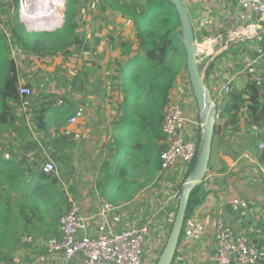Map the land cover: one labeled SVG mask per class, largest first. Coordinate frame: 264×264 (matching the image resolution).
<instances>
[{
  "label": "rangeland",
  "instance_id": "1",
  "mask_svg": "<svg viewBox=\"0 0 264 264\" xmlns=\"http://www.w3.org/2000/svg\"><path fill=\"white\" fill-rule=\"evenodd\" d=\"M9 1L3 0V3ZM30 1L20 0V5L26 3L25 5L28 4L27 7H29ZM81 1L84 26L79 28L72 37L61 36L66 29L65 14L68 8L65 0L63 6L60 7L63 17L62 26L52 32H45L55 33L56 36H44L38 39L42 54L24 49L15 41L10 33L11 20L14 19L11 14L12 9L10 10L8 5L0 7V35L5 41L9 57L16 63L20 79L30 82L27 85L30 86L32 92L30 97L13 102L12 113L15 116V123L13 126L3 129L0 139L3 147L0 149V156L15 157L22 161L24 157H28L33 161L32 163H37L40 166L51 161L56 167L54 174L59 178L57 187L59 197L48 205V210L39 208L38 211L29 213L33 222L29 226L20 213L19 203L26 205L27 212L31 211L33 206H37L36 203L33 201L23 202L20 195L13 192L5 181L0 183V194L11 202L13 208L12 212H6L4 231L8 246L4 249L6 254L4 264L33 262L34 256L45 250L48 240L56 236L59 230L58 220L64 212L74 203H85L90 200L96 202L101 199L97 181L101 179L102 168L112 160L111 122L116 116L117 103L112 98L111 102L106 101L108 96L112 97L115 89L113 82L107 83L105 77L107 73L114 74L119 68L116 62L120 55V44L126 38L128 27L124 22H121L122 16L125 14L109 9L108 0ZM185 1L188 4H194L193 7L197 14L200 11L204 17L202 26L198 28L197 36H205V33L211 34L214 27V22L211 21L212 15L218 16L225 9L224 6L218 5L214 0ZM120 5L131 6L134 9L139 5H145L148 8L152 6L150 0H120ZM225 10L228 11V8L226 7ZM190 12L191 18H195L193 11L190 10ZM19 19L27 31L31 30L28 24L21 19L20 13ZM195 19L197 22L198 18ZM225 27L229 29L231 22H227ZM76 34L81 43L76 41ZM98 39L101 42L99 46L97 45ZM36 42V39L27 41L31 45ZM227 56L226 75H235L238 81H247L255 73L262 78L264 83V35L258 42L237 46ZM91 73L94 77L90 76ZM186 74L187 71L183 70L178 78L177 85L180 86L182 94L186 93ZM79 96L81 99L77 100ZM96 96L99 97V101H96L99 107L108 103L106 109L110 108L109 126L102 123L103 117L102 114H99L97 122L94 121V128L88 127L90 131L86 130L85 136L78 139L76 132L71 131L75 130V127L69 123L67 129L61 132H58L54 126H50L49 135L57 139L62 138L66 142L63 146V160L53 159L52 155L56 150L47 148L43 142V133L39 135L36 130L37 123L32 115L35 108L46 100L53 102L56 108L58 106L66 109L74 105L76 113L80 109L86 110L93 107L94 102L91 104L89 99L94 100ZM76 104H81L83 107H79L76 111ZM182 181L183 178H180L173 185L180 182L178 187L180 189ZM173 185L169 187V190L164 191L162 178L155 177L147 187L126 203L137 200L138 204H141L139 208L134 209V212L137 213H141L144 203L147 206L146 212H154L159 207L157 209L162 210L161 214H165L164 208L169 211L168 200ZM3 202L5 201L3 200ZM175 212L176 209L171 214L172 221ZM139 219H143V217ZM170 225L167 226L169 229ZM26 235L33 239L31 244L25 245L23 241L21 242ZM153 239V237L146 239L143 264H155L161 255L163 248L151 245L150 241ZM182 263L186 264V261H182ZM177 264H181L180 261Z\"/></svg>",
  "mask_w": 264,
  "mask_h": 264
},
{
  "label": "trees",
  "instance_id": "2",
  "mask_svg": "<svg viewBox=\"0 0 264 264\" xmlns=\"http://www.w3.org/2000/svg\"><path fill=\"white\" fill-rule=\"evenodd\" d=\"M66 2L68 8L65 14L66 29L61 36L72 37L79 28L84 26L82 1L66 0ZM108 3L109 9L123 12L125 15L122 18L133 23L137 47V51H135L134 42L123 40L120 44L119 59L116 62L119 68L114 74L108 76L109 82H113L115 91L112 97L108 96L107 99L110 102L112 99L117 102H115L116 116L111 122L112 143H110V150L112 160L102 168L101 179L97 181V189L101 195L99 196L101 200L114 208H118L132 200L135 194L147 187L155 177H161L160 156L164 150V134L162 132L164 110L170 101L171 92L178 78L183 70L187 71V68L186 50L181 39V24L172 3L168 0H150L152 6L149 8L145 5H139L135 9L131 6H121L120 0H108ZM6 5L9 6L10 10L12 9L11 14L14 17L11 20L10 33L12 37L24 49L42 54L43 51L38 39L44 36H56V34L28 32L19 19L20 0H10L5 3L0 0V7ZM187 8L189 11L191 10L188 6ZM204 35L209 34L205 33ZM33 39L37 40L34 45L27 43L28 40ZM75 39L81 43L77 34ZM100 43V39H98L97 45L99 46ZM19 86L20 77L16 63L9 57L5 41L0 35V139L3 135V129L11 127L15 123V116L12 113L13 102L23 100L18 93ZM231 89L221 114L222 122L223 117L228 116L233 124H237L240 121L239 113L248 110L249 115L246 118V124L252 128L263 129L264 83H257L250 78L244 92L232 85ZM54 107L53 102L45 100L39 107L35 108L32 115L37 123L38 134L42 135L43 133L45 146L56 150L52 155L53 159L63 160V146L66 142L62 138L57 139L49 135L50 126L54 125L58 132L67 129L69 120L75 114V106L66 109ZM222 122L215 129L209 170L214 166L215 151L221 142ZM256 139L259 140L260 138ZM201 141L202 132L198 133L199 149ZM2 147L0 141V149ZM198 153L190 165L188 173L183 178L180 191H182L184 182L195 167ZM253 153L257 154L259 161L264 164V150H253ZM23 159L22 161L15 157L0 156V183L5 181L13 192L20 195L23 202L33 201L36 203L37 206H33L29 212H27L24 203H19L20 213L29 226L33 224L29 213H34L39 208L48 210V205L59 197L57 192L59 178L54 174L55 172L44 173L42 170L44 164L40 166L37 163H32L33 161L28 157ZM208 196L209 191L206 190L204 184L192 191L185 224L193 216L197 207L206 202ZM12 210L11 202L0 194V264H4L6 260L4 249L8 246L4 231L6 212L10 213ZM177 211L178 206H176L174 220ZM172 226L173 223L171 228ZM170 230L166 233L167 239ZM59 235L58 230L55 237H59ZM23 244L28 245L27 243ZM44 251H48V249L45 248ZM176 258L177 255L175 261Z\"/></svg>",
  "mask_w": 264,
  "mask_h": 264
},
{
  "label": "built area",
  "instance_id": "3",
  "mask_svg": "<svg viewBox=\"0 0 264 264\" xmlns=\"http://www.w3.org/2000/svg\"><path fill=\"white\" fill-rule=\"evenodd\" d=\"M214 2L224 7H236L238 10L235 20L229 19L231 22L229 29L223 24L214 23L215 29L212 34L198 37L197 32L195 33L199 64L206 73V83L217 106L216 119L219 125L222 122V111L232 90L230 81L222 85L219 79L220 71L226 75L228 70V61L223 57L239 45L262 39L264 0H214ZM23 9L21 3L20 16ZM213 20L212 17L211 21L214 22ZM187 74L185 87L187 93L182 94L183 104L170 100L164 110L161 178L173 172L180 173L184 178L199 150L198 133L203 131V123L197 106L188 104V98L194 97ZM252 79L257 83L263 82L255 73L252 74ZM18 93L22 99L32 94L31 88L25 85L19 86ZM186 110L191 113L189 116L185 115ZM82 118L83 111L79 110L69 120V124L74 125ZM260 149L264 150L263 143ZM55 169L51 161L42 167L43 172L47 174L55 172ZM206 180L207 176L204 182ZM179 183L171 188L169 201H179L181 193ZM84 204L74 203L70 207L59 220V237H53L46 243L48 251L61 256L65 264H70L75 259H79L81 264H143L148 237L154 238L150 241L151 245L164 248L165 245L162 246L159 237L163 231L160 224L165 222L161 218V209L144 213L139 226L134 224L119 230L112 223V216L117 208L101 199L93 202V205L85 207ZM158 216L160 219L157 222ZM184 230L186 232V224ZM22 241L31 243L33 239L25 236ZM212 241L211 264H264V250L252 245L245 235L237 234L223 216H218L213 221Z\"/></svg>",
  "mask_w": 264,
  "mask_h": 264
},
{
  "label": "crops",
  "instance_id": "4",
  "mask_svg": "<svg viewBox=\"0 0 264 264\" xmlns=\"http://www.w3.org/2000/svg\"><path fill=\"white\" fill-rule=\"evenodd\" d=\"M185 3L193 11L195 18H198L197 22L195 18L192 19L195 33L197 32L198 34V28L202 26L204 17L200 11L197 14L193 7L194 4H188L187 1ZM224 8L226 9V6ZM227 8L228 11L224 9L218 16L212 15L215 25L223 24L225 26L227 22H230L229 19L235 20L238 12L237 8ZM121 22H124L126 27H128L125 40L134 42V50L137 51L133 23L126 19L121 20ZM214 29L215 27L211 30V34ZM227 57L224 56L223 59L226 60ZM91 75L93 76V73ZM108 76L109 73L105 77L107 83L109 82ZM219 79L222 85L230 81V85L242 92L246 90L249 82V79L247 81H238L235 75H224L221 71ZM28 83H30L28 80L20 79V85L30 87L27 85ZM177 83L174 90H172L173 92H171L170 100L183 104L181 88ZM79 99H81V96L77 98V100ZM96 101H99L98 96L94 100L92 98L89 99L91 104L94 102L93 107L86 110L80 109L83 111V119L79 120V123L74 124L75 126L72 125L75 130L71 131L76 132L77 139L84 137L86 130L90 131L89 128H94V121L97 122L99 114H102V123H106L109 126L110 108L106 109L108 103L99 107ZM106 101L109 102V100ZM188 104L197 106L196 100L192 96L188 98ZM79 107L83 106L76 104V111ZM190 114L186 110V116ZM248 115V110L239 113L240 121L237 124H233L228 116L223 117L221 142L215 151L214 166L209 170L207 180L202 183L206 190L209 191V196L206 202L197 207L193 216L186 222V232L185 230L183 231V239L178 248L175 264L179 261L181 264H183L182 261H186V264H211L210 260L213 255V221L218 216L225 217L237 234L245 235L252 245L264 250V164L259 161V156L253 153V150H260V145L264 144V128L249 127L246 124ZM89 120L90 123H88ZM256 138L260 139L257 140ZM180 178H182L181 174L175 172L162 177L164 191L169 190V187L178 182ZM93 202L92 200L87 201L84 206L93 205ZM178 204L179 201H169V211L164 208L166 213L161 214V218L165 220L163 224H160L163 226V231L159 235L162 246L166 242V233L170 230L167 226L174 222V218L173 221L171 220V214H173ZM142 205L141 213L134 212V209L141 206L137 200L118 207L116 213L112 216V223L116 229L122 230L134 224L139 226L141 224V219L139 218L143 217L147 210L146 204L143 203ZM159 219L160 216L157 217V222ZM34 258L33 262L26 264H65L61 256L51 254L49 251L36 254ZM70 264H81V262L79 259H75Z\"/></svg>",
  "mask_w": 264,
  "mask_h": 264
},
{
  "label": "water",
  "instance_id": "5",
  "mask_svg": "<svg viewBox=\"0 0 264 264\" xmlns=\"http://www.w3.org/2000/svg\"><path fill=\"white\" fill-rule=\"evenodd\" d=\"M168 1L174 5L179 16L182 44L186 50L187 73L196 100L199 116L203 123V131L195 167L183 184V189L179 196L178 211L173 226L156 264H173L175 261L185 226L190 195L196 187L204 182L209 172L214 133L217 127V106L210 95L206 83V73L199 64L195 28L190 11L183 0ZM54 30H56V28L52 30L33 29L28 30V32L45 33Z\"/></svg>",
  "mask_w": 264,
  "mask_h": 264
},
{
  "label": "bare ground",
  "instance_id": "6",
  "mask_svg": "<svg viewBox=\"0 0 264 264\" xmlns=\"http://www.w3.org/2000/svg\"><path fill=\"white\" fill-rule=\"evenodd\" d=\"M65 0H31L23 9L22 19L33 29L52 30L62 26L61 8Z\"/></svg>",
  "mask_w": 264,
  "mask_h": 264
}]
</instances>
